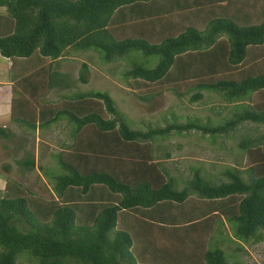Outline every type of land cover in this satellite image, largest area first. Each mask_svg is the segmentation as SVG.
Listing matches in <instances>:
<instances>
[{"label":"trees","instance_id":"trees-1","mask_svg":"<svg viewBox=\"0 0 264 264\" xmlns=\"http://www.w3.org/2000/svg\"><path fill=\"white\" fill-rule=\"evenodd\" d=\"M1 8L13 20V33L0 37V55L26 61L27 68L41 65L39 71L54 80L49 87L65 91L53 104L41 102L37 114L45 119L43 126L67 119L73 131L68 149L79 162L62 159V172L46 175L48 198L18 183L5 187L0 264H134V256L144 262L153 256L151 247L190 251L201 246L218 220L230 226L238 242H264V6L257 0H0ZM132 22L130 33L140 36L121 31V24ZM89 50L105 64L131 60L136 53L157 57L153 68L133 63L123 74L140 101L173 92L197 103L213 94L224 102L223 109L229 107V116L216 124L186 118L163 128L132 130L107 93L70 92L69 76L58 73L69 51ZM88 70L86 63L80 65L77 79L84 85ZM15 79L18 85L29 82ZM218 109L211 111L220 116ZM246 125L254 128L253 136L246 133L236 142L243 165L240 156L237 166L227 167L224 180L192 169L179 188L166 174L163 161L170 153L156 148L158 142L191 132L228 139ZM84 127L90 134L82 132ZM23 167L31 171L34 160ZM181 216L203 223L188 228ZM155 230L164 233L157 240L167 242L168 236L171 244L149 242ZM228 241L194 249L192 264H227L220 246ZM166 256L159 250L155 255L160 261Z\"/></svg>","mask_w":264,"mask_h":264},{"label":"rangeland","instance_id":"rangeland-1","mask_svg":"<svg viewBox=\"0 0 264 264\" xmlns=\"http://www.w3.org/2000/svg\"><path fill=\"white\" fill-rule=\"evenodd\" d=\"M257 3L260 6H264V3L261 0H257ZM250 5H252V2H250ZM251 9L252 6H249L250 13ZM249 20L251 21V18H249ZM259 20H252V22L259 23ZM235 23L240 27L242 26L241 24L245 26L247 25L245 21H237ZM126 24L128 26H125V29H123V31L126 32L125 35L135 36L132 32L130 33V24L132 26L133 22ZM3 27H5V25L2 23V28ZM70 54V56L66 55L61 61L62 71L69 76L70 82L72 83L70 92L107 93L113 100L116 110L122 115L124 121L132 130L146 131L148 129L163 128L171 123H180L186 118H198L203 123L210 120L213 124H216L220 122V118L229 116V107L227 109H223V106H225L224 102H222L218 96L213 94H204V99L197 103H190V95H187V97H177L173 92H162L161 94L159 93L158 95L151 97L147 96L148 99L144 102L134 97L131 90L128 88L127 81L124 78V72L129 70L131 64L133 63L151 69L157 64V57L143 58L141 54L136 53L131 54V56H134L131 60L125 58L120 61L112 62L111 64H105L100 60L97 53L90 50L77 53L72 51ZM82 63H86L89 66L88 75H86L87 84L85 85L80 83L77 79L79 68ZM47 80H49L51 84L54 81L53 78L51 77L50 79L48 75ZM50 88L51 86L48 87V89ZM50 98L55 100V96ZM217 107L219 108L218 111H220V116H216V112L211 111L212 108L214 109ZM67 122V119H64L62 116L56 123L58 127H61L62 124ZM253 131L254 128L251 127V125H246L245 129H240L238 132H234L231 138L218 139L219 137H215L214 140L201 136L195 132H191L190 134L184 136L172 135L167 139L158 142L156 148H161L170 153V158L163 161V166L166 169V174L172 176L174 182L177 184V187L181 188L185 185V182L191 178L192 169L201 168L203 172L202 174H208L212 177L210 179L224 180L222 177L227 167L237 166L235 165L236 161L238 160L239 162V160L243 157L241 163L242 166L244 155L236 148V142L238 141L239 136L247 135L246 133H248L249 136H253ZM62 133H64V131ZM260 134L262 133L260 132ZM39 150L40 147L37 146L36 150L34 149L33 151L34 155L38 154L40 152ZM240 156L242 157L240 158ZM1 161L3 160L0 156V163ZM45 164L46 163L44 162V165ZM54 171L57 173L56 170ZM206 179H208L207 176ZM42 180L40 179L39 182L36 178V173L34 172L31 175H27L26 180H21V184H23L29 191L31 190L36 193L37 190H39L40 195L48 198L49 186L42 184ZM182 218L184 217L181 216V220L183 221L182 223H190L191 218ZM200 223L203 222H193L187 224V226L188 228L201 227ZM223 224L224 225H220L219 220L215 221L212 226V230L208 233L207 241L203 240L202 245L197 248L193 247L190 251L188 248H183V252V250L179 249V247L175 249L174 246L172 249L165 248V246L162 248L154 247L155 249L153 250L151 247L148 251H151L154 257L157 250L167 252V261L157 260L156 257L153 259V256L151 258L145 256L144 262H140L139 258L134 256V264H168V260L177 261L178 264H192L196 261L193 258V255L197 254V252L192 254L195 252L193 251L194 249L201 250L205 249V247L213 249L215 247H219V245L215 246V241L220 242L224 239L227 240L228 238L230 242L228 241L226 244L223 243L222 246H220V249L224 252L227 264L233 261L242 262V264H264V242L259 244H245L238 242L233 239L230 226L225 222H223ZM163 236L164 233H158L155 236L153 235L149 239V242L154 243V246H157V243L171 244L168 236L167 242L165 240H157V238H161ZM236 247L242 248L243 251L235 252L234 250ZM146 257L148 258L146 261L147 263H145ZM17 264H28V262H21L18 260Z\"/></svg>","mask_w":264,"mask_h":264},{"label":"crops","instance_id":"crops-1","mask_svg":"<svg viewBox=\"0 0 264 264\" xmlns=\"http://www.w3.org/2000/svg\"><path fill=\"white\" fill-rule=\"evenodd\" d=\"M150 21H148L149 25ZM2 23L5 25L3 28ZM126 25L121 24L120 26ZM121 31L126 34L123 28ZM12 33L13 20L5 9L1 8L0 37L9 36ZM134 35L140 36L139 34ZM70 53L72 51H69L67 55L70 56ZM26 65V61L12 60L0 55V156L3 160L0 163V198L5 187L9 186V182L21 184V180H26L27 175L34 172L39 182L43 178L42 184L49 186L48 194L50 196L52 194L51 183L47 180L46 175L48 174L50 177L59 175L62 172L59 166L62 159L65 164L72 163L74 165L79 162L76 152L73 149H68L72 144L71 133L73 132L70 124L67 122L58 127L56 123L58 120H49L48 124L43 126L41 120L45 119L37 114L40 107L43 106L40 105L41 102L53 104L59 101V97L65 91L61 92L56 87L48 89L50 82L47 80L44 70L39 71L41 65L36 69L27 68ZM58 73L66 75L62 71L61 65ZM25 77L29 79V82L24 81L18 85V80L15 78ZM53 96H55V100L50 98ZM34 111L37 116L35 120L31 117ZM63 131L64 133H62ZM82 132L90 134L91 130L84 127ZM37 146L40 147V152L38 151L39 153L34 155L33 151ZM30 159L34 160V167L31 171L23 167V164ZM21 185L24 187L23 184ZM28 192L42 196L39 194V190L36 193L31 190ZM178 210L179 213L183 212L182 209ZM154 233L157 235V230Z\"/></svg>","mask_w":264,"mask_h":264}]
</instances>
